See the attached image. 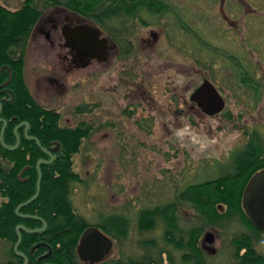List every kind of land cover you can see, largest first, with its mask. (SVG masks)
I'll return each mask as SVG.
<instances>
[{
	"label": "rangeland",
	"instance_id": "obj_1",
	"mask_svg": "<svg viewBox=\"0 0 264 264\" xmlns=\"http://www.w3.org/2000/svg\"><path fill=\"white\" fill-rule=\"evenodd\" d=\"M22 1L0 4L15 11ZM40 1L34 4L41 7ZM158 1L169 12L165 16L174 17L163 18L166 34L151 46L140 44L135 35V50L122 61L67 76L58 65H47L34 45L25 67L38 104L59 112L61 127L84 123L92 128L73 157V171L82 181L72 185L76 214L91 225L99 214H127L132 240L138 208L171 203L181 190L218 174L217 166L228 165L232 152L254 132L264 148V0H240V6L221 0ZM243 74L254 81L256 92L243 82ZM44 77L45 88L46 83L51 87L48 80L64 77L65 91L53 88L41 97L35 84ZM204 79L225 99L219 115L208 116L190 102ZM83 106L89 111L79 114ZM179 215L182 224L198 226L191 205H182ZM162 230L158 224L152 237L163 247ZM242 231L240 225L225 224L221 237L212 246L205 244L215 256L207 264H233L232 237ZM208 232L215 236L214 230ZM3 243L0 264L9 260ZM130 245L124 244V250L135 251ZM255 246L264 253V242ZM173 255L180 264L181 254ZM111 257H119L116 245Z\"/></svg>",
	"mask_w": 264,
	"mask_h": 264
},
{
	"label": "trees",
	"instance_id": "obj_2",
	"mask_svg": "<svg viewBox=\"0 0 264 264\" xmlns=\"http://www.w3.org/2000/svg\"><path fill=\"white\" fill-rule=\"evenodd\" d=\"M56 1H60L59 4L71 1L80 11L91 12L97 19L101 15L103 20H98L106 27L109 15L107 0ZM146 9L164 11L162 5L149 8L148 3ZM40 16V7L34 4V0H27L15 11L0 6V102L3 107L1 118L7 122L4 142L11 148L16 146L14 130L22 122H27L30 126L28 135L37 138L41 145L39 147L34 140L25 137V126L18 129L20 146L16 150H8L0 143V198L3 199L0 205V241L6 248L3 255L9 257L3 264H24L14 251L19 225L29 230L44 226L37 218H22L16 214L18 206L36 194L38 162L50 160L42 149L53 154V162L40 166V194L31 204L21 208L20 214L44 220L47 228L34 234L22 231L18 251L27 256L28 264H85L77 255V246L82 233L90 226L101 229L113 239L119 250L118 258L112 257L100 264H176L174 253L181 254L180 264H207L208 259H215V256H210L212 253L203 249L204 235L211 229L218 231L220 238L225 224L240 225L243 229L232 237V248L235 249L233 264H264V253L255 246L263 244L264 232L249 221L241 200L252 176L264 169V148L255 132L242 149L232 152L228 165L217 166L218 174L208 175L203 182L181 190L171 203L138 208L134 215V231L137 233L134 240L130 236L132 217L127 214H99L94 225L76 214L71 200L72 185L82 181L73 171V157L80 151L82 140L89 136L92 128L84 123L75 128L61 127L60 113L42 107L30 93L25 79L28 41ZM247 78L244 76L243 82L256 92L254 81L249 82ZM255 97L256 101L260 99V96ZM88 111L83 106L78 113ZM2 127L3 123H0V134ZM57 146H60L59 150H55ZM182 205H191L196 210L198 226L182 224L179 215ZM158 224L163 225V247L161 239L152 237ZM130 241L135 243L134 246ZM124 244L125 247L131 244L128 247L135 251L124 250ZM37 245L40 246L34 249ZM50 251L48 259L40 260Z\"/></svg>",
	"mask_w": 264,
	"mask_h": 264
},
{
	"label": "flooded vegetation",
	"instance_id": "obj_3",
	"mask_svg": "<svg viewBox=\"0 0 264 264\" xmlns=\"http://www.w3.org/2000/svg\"><path fill=\"white\" fill-rule=\"evenodd\" d=\"M26 1H22L21 7ZM107 1L106 7L109 10V15L106 20V27H103L98 20H103L101 15L97 16V19L96 15H92L91 12L80 11L77 5H72L71 1L59 4L60 1L56 0H41L40 3L43 6L40 7L41 16L30 35L27 56L30 54L32 46L35 45L39 52H43L47 65H58L64 74L71 76L83 69H95L98 66L122 61L120 57H125L124 54L128 55L135 50V35H139L140 44L142 45L151 46L156 44L159 41V36L166 34L161 27L163 18L174 19L173 14L165 16L169 14L168 11L145 10L147 3L149 8H152V6L160 7L161 3L158 0ZM230 1H233L236 6L242 4L240 0H221V4L226 6V3ZM0 6L11 10L4 4H0ZM130 8L134 9L129 10ZM143 30H146L145 35H141ZM118 58L120 59L118 60ZM48 81L51 83V87L46 83L45 88V77L42 80H36L35 88L41 94V97H44L45 91H51L53 88L65 91L66 81L64 77L56 82L53 80ZM199 87L200 85L190 95V102L195 105L196 103L192 102L191 96ZM29 90L37 101L35 97L38 95L34 96L30 88ZM208 233L204 235L203 240L210 238L207 235ZM214 233L213 239L215 241L219 236L218 231L214 230ZM205 244L207 242L202 241L203 249L207 250ZM49 253L44 254L40 260L48 259L50 256L48 258L44 257ZM109 259L108 257L106 260Z\"/></svg>",
	"mask_w": 264,
	"mask_h": 264
},
{
	"label": "water",
	"instance_id": "obj_4",
	"mask_svg": "<svg viewBox=\"0 0 264 264\" xmlns=\"http://www.w3.org/2000/svg\"><path fill=\"white\" fill-rule=\"evenodd\" d=\"M192 102L196 103V105L201 109V111L208 115V116H215L222 113L226 107L225 99L221 96L220 92L217 88L213 85V83L206 79L200 85V87L194 92L191 96ZM2 103L0 102V123H3L2 131L0 134V143L3 147L7 148L8 150H16L20 146V138L17 133L18 127L25 125L26 126V138L29 140H34L37 146L41 147L40 142L37 138L28 136V129L29 124L27 122H23L19 125L14 134L17 139V144L14 147H8L4 142V132L7 127V122L1 118L2 115ZM60 146H57L55 150H59ZM46 154L50 156V160H40L37 165L38 170V182H37V190L36 194L30 198L27 202L21 204L16 209V214L22 218H37L43 222L44 226L41 229L37 230H29L24 225H19L16 228L17 232V243L15 244L14 251L15 254L21 257L24 260V264H28L27 256L22 254L18 251L19 246L22 241V231L27 234H34V233H41L45 231L47 224L44 220L36 217V216H28V215H21L20 210L21 208L28 206L33 201H35L41 190V180H42V172L40 166L42 164H50L53 162V154L45 149H42ZM242 208L252 223V225L264 232V169L257 172L248 182L246 189L243 193V200H242ZM208 239H204L203 242L214 243L213 234H207ZM40 245L34 247V249L38 248ZM33 249V250H34ZM114 250V241L111 239L107 234H105L101 229L98 227L90 226L88 227L81 235L79 244L77 246V255L81 262L85 264H99L106 260L112 254ZM51 255V251L48 255L44 258H48Z\"/></svg>",
	"mask_w": 264,
	"mask_h": 264
},
{
	"label": "bare ground",
	"instance_id": "obj_5",
	"mask_svg": "<svg viewBox=\"0 0 264 264\" xmlns=\"http://www.w3.org/2000/svg\"><path fill=\"white\" fill-rule=\"evenodd\" d=\"M214 242H215V241H214ZM203 244H204V243H203ZM207 244H209V245L211 244V246H212L214 243H208V242H207Z\"/></svg>",
	"mask_w": 264,
	"mask_h": 264
}]
</instances>
